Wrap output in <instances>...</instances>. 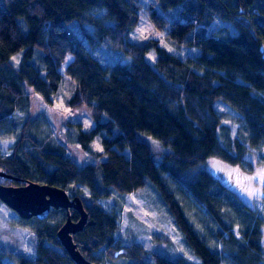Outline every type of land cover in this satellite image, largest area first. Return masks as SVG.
<instances>
[{"label":"trees","instance_id":"obj_1","mask_svg":"<svg viewBox=\"0 0 264 264\" xmlns=\"http://www.w3.org/2000/svg\"><path fill=\"white\" fill-rule=\"evenodd\" d=\"M150 1L149 18L158 29L163 21L154 4L163 11L182 6L181 21L172 23L165 42L192 56L172 53L158 40H127L138 22V0H0V137L18 135L11 153L0 156V170L81 200L87 219L72 239L91 263L100 264L96 254L104 250L112 260L121 253L129 264H187L137 245L113 246L117 219L98 201L110 190L123 196L150 184L198 264H264L263 220L205 168L209 158L241 165L246 148L264 144V0ZM215 21L226 26L215 32ZM100 47L114 55L111 61L94 55ZM67 55L72 93L66 105L84 109L94 124L77 131L82 151L95 157L82 167L63 143L49 140L44 124L40 134L33 119H13L30 105L27 90L53 104ZM216 102L241 125L232 140L222 134L223 143ZM97 136L100 152H92ZM70 217L76 222L79 214L70 210ZM65 218L62 209L43 221L19 218L35 220V257L0 249V264H74L56 238Z\"/></svg>","mask_w":264,"mask_h":264},{"label":"rangeland","instance_id":"obj_2","mask_svg":"<svg viewBox=\"0 0 264 264\" xmlns=\"http://www.w3.org/2000/svg\"><path fill=\"white\" fill-rule=\"evenodd\" d=\"M150 2V0H138V22L129 31L127 40L131 43H141L150 39L158 40L162 46L166 43V47L172 53L180 56H192L193 51L186 48L177 49L165 42V36L172 23L181 21L182 6L163 11L157 4H154L158 17L163 21L162 27L158 29L149 18ZM225 26V23L215 21L212 28L217 32L218 29ZM94 55L102 63L109 62L114 57L105 47H100L94 51ZM71 60L72 57L67 55L58 70L65 77V80L54 98L53 104L42 103L31 90H27L26 94L29 97L30 105L26 111L16 112L13 119H33L31 127L35 124L34 128L39 130H34L40 134L42 130L39 124H44L43 126H46L49 131L48 134H45L49 140L59 144L63 143L66 147V155L76 162L78 167H82L85 164L94 163L95 157L89 151H82L76 140L77 131L78 129L89 130L94 124L84 109H70L66 105L72 93V80L66 75V67ZM214 108L222 114L220 133H218L221 143H223L224 138L232 140L238 137L237 130L241 126L237 121L239 117L221 102H216ZM34 118L38 121H35ZM101 121L103 122V119ZM29 133L38 140L42 139V137L32 134L31 129H29ZM114 133H116V129L113 130ZM222 134L224 138L221 136ZM104 135L106 133H103ZM99 137L97 136L91 143L90 151L100 152ZM17 138L18 135L10 139L0 137V156L6 157L11 153ZM142 139L152 142L155 150L166 151L156 140L147 136L142 137ZM23 148H27V145H23ZM205 168L213 177L230 189L242 203L257 211L263 220L261 223V245L264 257V144L261 149L257 150L246 148L244 161L241 165L233 166L216 158H209ZM82 194L86 195V192L82 190ZM98 202L107 212L114 214L117 219L118 231L114 235L113 243V246L117 248L116 251L119 249L124 251L128 246L137 245L148 253L159 254L171 261L178 257H184L187 264H198L176 229L157 192L150 184H147L140 192L123 196L110 190V196ZM34 222L35 220H30L27 223H22L15 212L0 202V249L15 251L34 258L35 237L30 231L31 226L35 224ZM96 257L100 264L130 263V260L122 256L121 253L116 254L112 260L105 255L104 250H100Z\"/></svg>","mask_w":264,"mask_h":264},{"label":"water","instance_id":"obj_3","mask_svg":"<svg viewBox=\"0 0 264 264\" xmlns=\"http://www.w3.org/2000/svg\"><path fill=\"white\" fill-rule=\"evenodd\" d=\"M3 180L15 181L19 185H4ZM0 202L23 220L35 218L43 221L48 218L51 210H65L66 218L56 232L57 240L74 264H94L83 258L72 239V235L83 229L87 219L78 197L69 198L62 189L46 184L24 182L0 170ZM70 210L79 214L78 221L71 220Z\"/></svg>","mask_w":264,"mask_h":264}]
</instances>
